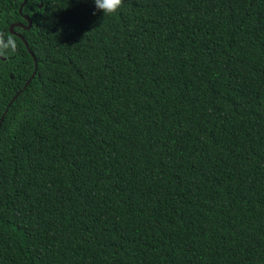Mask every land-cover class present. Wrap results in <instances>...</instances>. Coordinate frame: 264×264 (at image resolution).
Wrapping results in <instances>:
<instances>
[{"label": "trees", "instance_id": "obj_1", "mask_svg": "<svg viewBox=\"0 0 264 264\" xmlns=\"http://www.w3.org/2000/svg\"><path fill=\"white\" fill-rule=\"evenodd\" d=\"M22 2L0 264H264V0Z\"/></svg>", "mask_w": 264, "mask_h": 264}, {"label": "clouds", "instance_id": "obj_2", "mask_svg": "<svg viewBox=\"0 0 264 264\" xmlns=\"http://www.w3.org/2000/svg\"><path fill=\"white\" fill-rule=\"evenodd\" d=\"M93 2L97 11H101L103 16H109L118 12L123 0H93ZM9 46H11L13 51L15 50V43L11 37H9L8 44L3 43V40L0 39V55H3L4 49Z\"/></svg>", "mask_w": 264, "mask_h": 264}, {"label": "water", "instance_id": "obj_3", "mask_svg": "<svg viewBox=\"0 0 264 264\" xmlns=\"http://www.w3.org/2000/svg\"><path fill=\"white\" fill-rule=\"evenodd\" d=\"M25 3H26V0H23V2H22L21 5H20V9H21V7H22ZM41 5H42V4H40V6H41ZM26 18H27V21H28V26H26V27H29V25H30V23H31V20H30L28 17H26ZM15 25H19V24H14V25H11V26H10V32H11V33H15V32L13 31V26H15ZM16 34L22 39V41L24 42V44H25V46L27 47L28 51H30L29 48H28V44H27V42L25 41L24 37H23L21 34H19V33H16ZM34 60H35V59H34ZM35 72H36V69L33 70L31 76H30L29 79L25 82L23 88L28 84L29 80L34 76ZM21 90H22V89H21ZM21 90L17 91V93L12 97L11 101L8 103L6 109L4 110V113L6 112L8 106L11 104V102H12V101L16 98V96L21 92ZM4 113L2 114V116H1V118H0V124H1V121H2V119H3V117H4Z\"/></svg>", "mask_w": 264, "mask_h": 264}]
</instances>
